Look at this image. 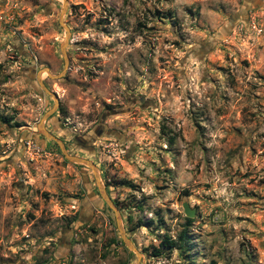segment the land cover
<instances>
[{
    "label": "rangeland",
    "instance_id": "1",
    "mask_svg": "<svg viewBox=\"0 0 264 264\" xmlns=\"http://www.w3.org/2000/svg\"><path fill=\"white\" fill-rule=\"evenodd\" d=\"M66 1L45 127L95 164L140 264H264V0ZM62 3L0 0V264H137L91 170L37 130ZM184 227L188 251L153 255Z\"/></svg>",
    "mask_w": 264,
    "mask_h": 264
},
{
    "label": "water",
    "instance_id": "2",
    "mask_svg": "<svg viewBox=\"0 0 264 264\" xmlns=\"http://www.w3.org/2000/svg\"><path fill=\"white\" fill-rule=\"evenodd\" d=\"M66 7H67V1L63 0L59 23L65 30V38H64V41H63V43L61 44V47H60L61 53H62V56H63V59H64V69L62 70V72H60L59 74H56V75H52L48 68H43V69L39 70L36 73V82H37L38 88L41 90V92H43V93L47 94L48 96H50L53 99V103H54L53 107L50 110H48L43 115V117L41 118L40 122L38 123L37 130H38V132H39V134L41 136H43L44 138L54 142L59 147L61 154L63 155V157L67 161H69L71 163L79 164V165H84L89 170H91V172L93 174V177H94V180H95V184L97 186V190H98V194H99L100 198L102 199V201L106 204V206L114 214L116 227H117L119 236H120L123 244L131 252H133L135 254V256L137 258V264H140L142 254L139 252V250L137 249L135 244L131 241V239L127 236L126 231H125L124 226H123L122 214H121L119 208L114 203V201L111 198L110 194L108 193L105 185L102 184L100 175L98 173V169L95 166V164L93 162H91L90 160H88V159L81 158V157L69 154L67 152L66 146L63 143V141L60 138H58L57 136H55L54 134H52L50 131H48L46 129V127H45L46 121L58 110L59 101H58V96L56 95V93L52 92L46 86V84L44 83V81L42 79V76H43V74H47V76L50 79H60L65 74L66 68H67V65H68V59H67L65 48H66V46L68 45V42H69L70 31L67 28V26L64 23H62V17L64 15ZM182 207H183V212L185 214V217H187V218H193L194 217V210H192L189 207L188 203H184L182 205Z\"/></svg>",
    "mask_w": 264,
    "mask_h": 264
},
{
    "label": "trees",
    "instance_id": "3",
    "mask_svg": "<svg viewBox=\"0 0 264 264\" xmlns=\"http://www.w3.org/2000/svg\"><path fill=\"white\" fill-rule=\"evenodd\" d=\"M169 143L172 144L173 140H170ZM120 184L126 185L127 187H130V188L133 187V184L130 181H122V182H120ZM116 206H117V204H116ZM128 221L129 222L132 221L131 217L128 218ZM159 221L161 223V220H159ZM185 221H186V226H189L193 222V219L185 218ZM152 223L153 222L150 221L147 223H140V224H141V226L147 227L149 225H152ZM189 241H190V238L188 235V231L184 227L183 230H181V232L177 235V237L175 239L171 238L169 236L168 237L165 236L163 238H160L159 246H158V248H154L153 255L159 257L162 254L163 250L167 251L168 253L172 252L175 249L180 250V251H188Z\"/></svg>",
    "mask_w": 264,
    "mask_h": 264
}]
</instances>
